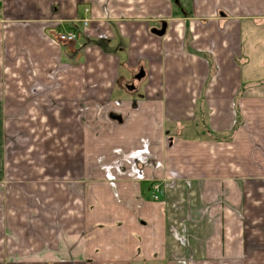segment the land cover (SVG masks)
Listing matches in <instances>:
<instances>
[{"label": "crops", "instance_id": "obj_1", "mask_svg": "<svg viewBox=\"0 0 264 264\" xmlns=\"http://www.w3.org/2000/svg\"><path fill=\"white\" fill-rule=\"evenodd\" d=\"M263 29L264 0H0V184L4 154L64 179L54 213L10 207L14 263L228 264L251 239L264 258ZM39 211L58 238L22 224Z\"/></svg>", "mask_w": 264, "mask_h": 264}, {"label": "rangeland", "instance_id": "obj_2", "mask_svg": "<svg viewBox=\"0 0 264 264\" xmlns=\"http://www.w3.org/2000/svg\"><path fill=\"white\" fill-rule=\"evenodd\" d=\"M261 35H264V29L262 32H260ZM263 38L264 36H260ZM254 68V75L256 76L258 74L259 77H264V67L262 68ZM26 116H19V118H23ZM17 119V120H18ZM86 124V118L84 115L83 119V126L85 128ZM24 127H26L25 121H24ZM27 130H24L17 134V132H12V130L8 133L9 135L6 137V144L7 147V153L8 158L11 160L14 153H18L21 157H23V152L26 153V139L28 137V133H24ZM17 134V135H16ZM85 136V133H84ZM36 142L33 141L31 145H34ZM16 149H19L15 151ZM88 156V149L84 148V157ZM33 157H36L31 151V159ZM43 157V158H42ZM24 160L27 159V157H23ZM39 159H44V156H39ZM4 160V171L5 178L3 180V184H0V264H9L13 262L12 264H15L14 262L17 261H26L27 259L26 254L21 258H15L16 252H15V243L13 242L14 237L20 236L22 234L21 230L22 228L15 224L13 227H11V221L9 218H12V212H10V207L14 206L13 204H16L18 208L25 210L26 217H27V210L35 207L39 209L49 208V214L54 213V205L51 203H56L53 201V195L49 194L47 192V189L42 188L43 186L49 187L52 184H57V186L64 180L61 178H57L54 176V178H51V175L56 173L58 171V163H45V166H49L50 170L49 172L44 171L43 164L42 163H27L26 161L20 162L17 164V167H14L13 163L7 165V154H4L3 157ZM88 160V159H87ZM89 161V160H88ZM87 164V163H86ZM86 164H84V169H86ZM99 168L104 171H108V166L99 163ZM33 168H38L37 173H32L30 170ZM29 171V172H28ZM47 175L46 178H43V176H35V175ZM107 174V173H106ZM55 175V174H54ZM108 175H110L108 173ZM68 181H71L70 179ZM84 182L86 184H90V179H84ZM88 181V182H87ZM115 179L112 177H105L103 182H105L106 185L113 186ZM36 187H41V189H37ZM44 192V193H42ZM74 197V195H73ZM75 199V198H74ZM68 202H79L78 200H73L71 197H68ZM154 201V200H153ZM158 201L154 202H159ZM84 202H89V199H84ZM32 204V206H31ZM86 205V208L88 206ZM50 205V206H49ZM36 218L34 220H21L22 224H30L31 222L39 223L40 225H43V229L47 230L51 235L54 236L53 238H58V232L59 228L54 229V226L50 225V223L42 220H49L50 217H47L45 219L43 218V214H41V211L38 213H35ZM41 221L42 224L39 222ZM50 225V226H49ZM234 229L236 232V228L232 227L230 233L232 235L236 234L238 235V228L237 232L234 233ZM249 231L252 235H254V227L249 228ZM20 233V234H19ZM13 238V239H12ZM16 239V238H15ZM17 239H20L17 238ZM25 244V243H24ZM246 258L239 260L235 262L232 258H227L225 261L228 264H264V258H255L254 252L261 250L263 247L260 244L254 243V239H251L250 242L246 246ZM42 251V250H41ZM40 251V252H41ZM48 251V250H47Z\"/></svg>", "mask_w": 264, "mask_h": 264}, {"label": "built area", "instance_id": "obj_3", "mask_svg": "<svg viewBox=\"0 0 264 264\" xmlns=\"http://www.w3.org/2000/svg\"><path fill=\"white\" fill-rule=\"evenodd\" d=\"M84 24L87 25V22L84 21ZM77 34L74 31H68L62 34H58L55 36V39L64 45L73 44L77 41ZM164 195V191L162 190L160 185H154L152 188V200L158 201Z\"/></svg>", "mask_w": 264, "mask_h": 264}, {"label": "water", "instance_id": "obj_4", "mask_svg": "<svg viewBox=\"0 0 264 264\" xmlns=\"http://www.w3.org/2000/svg\"><path fill=\"white\" fill-rule=\"evenodd\" d=\"M165 31H166V25L163 24L162 30L161 31H153V34L156 35V36H163L165 34ZM142 76H143V74L138 76V79H140ZM112 118L116 119V120H121L120 117H117L115 115H112Z\"/></svg>", "mask_w": 264, "mask_h": 264}]
</instances>
